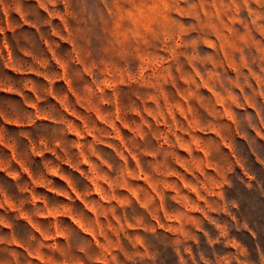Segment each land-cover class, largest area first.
<instances>
[{"label": "rangeland", "instance_id": "rangeland-1", "mask_svg": "<svg viewBox=\"0 0 264 264\" xmlns=\"http://www.w3.org/2000/svg\"><path fill=\"white\" fill-rule=\"evenodd\" d=\"M0 264H264V0H0Z\"/></svg>", "mask_w": 264, "mask_h": 264}, {"label": "crops", "instance_id": "crops-1", "mask_svg": "<svg viewBox=\"0 0 264 264\" xmlns=\"http://www.w3.org/2000/svg\"><path fill=\"white\" fill-rule=\"evenodd\" d=\"M29 106V105H28Z\"/></svg>", "mask_w": 264, "mask_h": 264}]
</instances>
